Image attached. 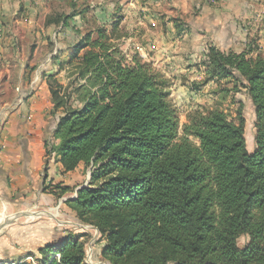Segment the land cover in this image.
<instances>
[{
  "label": "trees",
  "instance_id": "16d2710c",
  "mask_svg": "<svg viewBox=\"0 0 264 264\" xmlns=\"http://www.w3.org/2000/svg\"><path fill=\"white\" fill-rule=\"evenodd\" d=\"M119 22L68 47L66 86L48 77L58 123L46 168L54 159L64 173L81 164L91 173L66 204L105 239V264H264V56L250 42L239 52L209 45L204 58L201 86L251 98L249 151L241 101L235 115L196 107L181 124L171 80L121 49ZM39 252L38 264H89L87 241L73 234Z\"/></svg>",
  "mask_w": 264,
  "mask_h": 264
},
{
  "label": "crops",
  "instance_id": "0c3cea01",
  "mask_svg": "<svg viewBox=\"0 0 264 264\" xmlns=\"http://www.w3.org/2000/svg\"><path fill=\"white\" fill-rule=\"evenodd\" d=\"M210 1L214 4L208 6L203 3L193 7L196 12L188 22L191 24L190 29L184 30L178 25L179 23H167V39L163 40L164 52L159 53L160 60L168 67L166 75L173 81L172 101L184 113L201 104L199 99L202 94L208 105H213L217 99V96L204 94L203 88L196 90L195 85L192 84L194 80L205 77L203 64L200 69L190 66L194 62H203L204 54L199 51L209 45H215L222 50L242 51L249 42L244 21L245 18H250L253 12L254 8L249 6L253 0ZM256 2L259 3L256 10L264 12V0H256ZM14 8H17L16 5L12 8L9 0H2L0 5V222L23 212L26 205L39 206L43 197L49 196L45 187L50 182L63 181L66 174L71 173H64L62 165L54 159L50 160L48 168L45 165V141L52 138L58 123V114L52 112L54 104L48 77L54 75L64 86L68 84V71L64 62L67 60L69 45L65 41L59 43L56 41L58 54L43 64L38 55V50L44 43L41 44L40 40L42 35L40 25L21 22L18 17L13 18L9 23L1 20ZM51 30L48 28V35L55 39V32ZM184 31H187L185 35L187 38H194L196 42L194 48L198 53L183 54L177 50L182 48L178 46L180 42L177 44L173 40L169 41L171 35L176 36L180 33L179 37H181ZM71 35L69 31L58 39ZM179 37L174 39L178 41ZM183 77L189 78L191 82L183 84L181 82ZM208 86L214 88L216 84L210 83ZM80 167L82 165L78 168Z\"/></svg>",
  "mask_w": 264,
  "mask_h": 264
},
{
  "label": "rangeland",
  "instance_id": "374dc122",
  "mask_svg": "<svg viewBox=\"0 0 264 264\" xmlns=\"http://www.w3.org/2000/svg\"><path fill=\"white\" fill-rule=\"evenodd\" d=\"M9 2L12 8L14 5L17 8L10 10L11 13L1 19L2 21L9 23V21H13V18L18 17L21 22L40 25L42 33L40 40L41 44L44 43L38 50V55L43 64L58 54L56 41H58L57 43L65 41L70 46L79 35L96 31L104 26L110 33L113 21L120 18L114 36L115 42L119 43L121 49L129 55L138 52L144 60L152 62L156 70L171 80L172 87V78L166 75L168 67L166 63L160 60L161 55L159 54L165 48L163 40L167 39V23H179L178 25L182 26L184 30L190 29L189 25L191 24L188 22L192 20L195 16L194 12H196L193 7L203 5V3L208 6L214 4L210 0L209 2L206 0H9ZM1 3L2 0H0V5ZM257 5L259 6V3L256 0L250 2L249 6L254 9L249 16L250 18H245L244 29H246L245 32L249 39L247 45L251 42L255 52H260L264 56V12L257 11ZM68 15L75 17L68 22L69 26H64L61 21ZM48 28L53 29L51 32H55V39L48 35ZM69 31L71 36L58 39ZM176 32L177 30L175 34ZM184 32L181 37L179 35L182 31L179 35H171L168 38L169 41L173 40L177 44L180 42L181 44L178 46L182 48L177 50L183 54L198 53V50L194 48L196 45L194 38H187L185 36L187 31ZM174 37L180 39L176 41ZM207 48L208 46L199 51L200 53L203 52L204 57ZM202 64L204 65V60L202 63L194 62L190 66L200 69ZM204 79L205 77L201 80H194L192 84L198 91L200 89L197 88V85L201 89L203 88L206 95L217 96L213 105H220L222 109L235 115L238 104H235L234 101L242 102L248 149L249 151L254 150V106L249 94L245 90L225 92L223 90L225 88H222L218 83H215L216 87L214 88L208 86L214 82L201 86ZM181 82L185 84V82L191 81L189 78L183 77ZM225 86L226 88L232 87L230 84L223 87ZM202 95L199 99L201 104L196 105V107L212 106L205 102ZM169 99L176 106L172 101V96ZM176 108L181 124L188 121L189 113L195 109L184 113L179 107L176 106ZM81 165L82 167L66 174L67 176L64 177L63 181L50 182L45 187L49 196L43 197L39 206L26 205L23 212H27L28 215L16 218L7 228L0 231V264H21L24 261L29 264H38V259H40L39 248L46 245H56L68 234H73L87 241L86 262L89 264L106 263L100 255L105 239L100 237L99 231L94 225L80 221L76 212L66 204V200L74 197L78 188L89 183L90 168L84 164ZM31 213L35 214V217H29ZM248 240V236L242 235L238 240L239 246L241 248L246 246Z\"/></svg>",
  "mask_w": 264,
  "mask_h": 264
},
{
  "label": "water",
  "instance_id": "95a60500",
  "mask_svg": "<svg viewBox=\"0 0 264 264\" xmlns=\"http://www.w3.org/2000/svg\"><path fill=\"white\" fill-rule=\"evenodd\" d=\"M91 174V173H90ZM86 186V185H84ZM74 198V197H73ZM66 200V199H64ZM63 200V201H64ZM61 201V202H63ZM28 215L27 212H19V213H16L10 217H8L7 219H5L4 221L0 222V229H2L3 227H5L6 225H8L9 223H11L13 220H15L16 218L20 217V216H26Z\"/></svg>",
  "mask_w": 264,
  "mask_h": 264
},
{
  "label": "bare ground",
  "instance_id": "6f19581e",
  "mask_svg": "<svg viewBox=\"0 0 264 264\" xmlns=\"http://www.w3.org/2000/svg\"><path fill=\"white\" fill-rule=\"evenodd\" d=\"M29 217H32V218L35 217V214L31 213V215H30ZM1 222H2V221H1Z\"/></svg>",
  "mask_w": 264,
  "mask_h": 264
}]
</instances>
